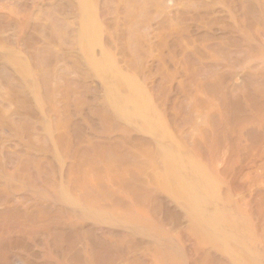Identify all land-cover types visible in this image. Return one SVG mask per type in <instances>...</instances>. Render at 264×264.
Returning <instances> with one entry per match:
<instances>
[{
    "label": "bare ground",
    "instance_id": "obj_1",
    "mask_svg": "<svg viewBox=\"0 0 264 264\" xmlns=\"http://www.w3.org/2000/svg\"><path fill=\"white\" fill-rule=\"evenodd\" d=\"M201 1H207V7L210 6V13L215 19L210 23L212 43L218 44L219 39L224 38L223 43L227 49L226 59H224V64L220 62L222 61V57H219L221 51L217 54L219 56H216L215 63L223 64H221V72L224 71L226 74V78H223L226 80L225 87L227 88H223L222 83L219 84V87L218 84L215 85L217 90L225 89L224 96L222 93V96L216 95V91L215 94L209 93V96L203 97L204 94L200 88L195 90L193 97L191 96L193 111L204 118V122H202L204 125L197 129L198 134L205 132L207 127L213 128L212 117L221 118L226 107L244 109V106L248 107L252 103L254 104L258 97L264 101V94L260 95L257 92L258 89L255 90L258 94L253 93L254 91L247 93L243 87L246 71L250 70L252 66L256 67V73L259 76L263 75L262 77H264V0H0V159H11L15 156L14 153H17V156L20 157H16L22 161L33 156L39 162H52L60 170L65 163L63 166L65 167L67 164L68 168L67 166L66 168L69 169L68 174L65 172L66 176H63V172L60 171L61 176L56 177L57 173L54 175L56 183L53 182L54 180L52 182L55 183V186L52 187V182L48 185L49 182L46 180L47 187L36 185V189L33 190L22 177L16 174L17 171H20V165L13 167L9 164L10 166L5 168L0 176V197L5 199L7 204L14 205L12 206L13 210L16 209L15 206H20L25 211L32 205L31 201L36 202L37 205L50 203L49 205L56 210V213L46 215V211L43 212L42 208H38L43 213H39L40 216L43 215V217L33 221L34 226L38 224L40 227H44V230L39 227L40 231H45L47 223H51L47 227L59 231L61 229V232L62 230L70 232L75 228H85L86 238L85 235H83L84 239L82 237L84 242L79 244L80 246H75L80 252L78 254H81L84 259L80 257L84 262H79V264H96L98 262L105 264L108 260L105 262L102 259L97 260L101 258V254L105 252L109 254L111 248L113 252L110 253H113L114 256L109 254L106 258L116 257L119 264H188L189 255H191V259L192 257L194 259L189 264L193 262L195 264H264V237H262L264 230L261 231L262 234H259L260 231L258 233L256 228L257 225L264 223L258 221L261 219L260 215L264 218V214H262V210H264V137L263 139L261 136L258 137L262 141L251 148L250 154L244 153L249 158L245 157L247 160L243 166L241 165L243 168L240 164L238 165L243 169L242 172L245 175L239 174L244 176V178L241 177L244 180L243 183L238 181L241 178H237L233 170L235 177L232 176V184L235 181H238L239 184L242 183L244 187L242 184L240 186L243 190L239 191L236 188L237 182L235 185L231 184L233 189L231 190L228 186L231 183L229 182L230 178L223 175L226 171L218 169L223 165L224 170H227L225 162H228V149L224 150L223 158L221 155V159H218L219 162L215 161L216 163L213 160H217L218 157L207 160V156L203 157V154L195 151L193 144L186 142L182 128H177L171 123L164 111L168 107L164 109L162 103L156 99L158 97L155 95L156 92L154 93V90L149 88L148 79L150 77L147 79L145 67L142 69L141 66L135 65L137 63L136 55L144 57L147 52L153 50L157 57L164 56L171 67L179 70L177 57H179L180 39L182 34L188 32L189 28L186 27L185 19L188 18L190 21L189 18L194 13L191 7V10H187V5L191 6L194 2H200L197 5L206 4H201ZM193 7L195 8V5ZM198 14L197 17L192 16L191 18L197 20L209 16L207 12H205V16H198ZM194 19L193 23L197 22ZM253 23L256 25L257 35L255 32L253 34L261 44L259 46L256 45L257 43L255 39H252V33L249 31ZM197 25L194 27L197 28ZM190 38V41L186 40L192 43V37ZM248 40L249 42L254 40L256 44H252V46L256 49L254 51V47L251 48L254 54H250L251 57H248L252 59L247 58L245 61L243 53L239 52L242 49L239 44L245 45ZM200 43L202 42L199 41ZM197 48L195 52H197ZM214 48L215 52L216 48ZM185 49H187L186 46ZM150 56L149 59L152 62L157 60L153 53ZM217 57L220 59L218 62ZM204 59H202L203 63L201 60L202 64L206 63L204 61L207 59ZM211 61L213 62V60ZM197 63L198 66H202L199 61ZM150 64L152 63L150 62ZM147 65L149 64L147 63ZM180 65L182 66V64ZM216 65V69L214 64L211 66L214 69H208L211 70L208 72H212L213 76L216 75L215 71L219 70V66ZM203 67L204 65L201 68ZM196 68L197 66L193 70L195 69L197 74L199 69ZM187 69L185 68L186 72ZM202 75L207 76L204 73ZM202 75L201 77L204 79ZM216 76L213 78L217 79ZM199 77H195V79H201ZM221 84L222 87H220ZM252 85H254V81ZM203 88L207 89V87ZM220 90L218 93L221 92ZM262 90L264 91V88ZM162 95L161 98H165ZM183 100L185 101V99ZM186 102H184L185 106ZM174 104L176 103L174 102ZM190 107L188 106L189 109ZM171 108L169 107V109ZM189 109L185 108L184 110L188 112ZM253 112L255 113V111ZM253 116L255 117V115ZM183 117L185 116L183 115ZM181 120L183 121V119ZM221 120L225 122V119ZM258 123L259 121L256 122V127L259 126ZM258 128L260 127H257V133L259 132ZM259 130L262 132L263 129ZM262 135L264 136L263 133ZM238 136L240 137V135ZM185 137H187L186 134ZM146 138L154 139L153 144L147 143ZM236 145L240 146V144ZM210 146L207 145L212 148ZM196 149L198 150V148ZM83 150L88 151L86 160L77 155ZM212 150L210 151L212 152ZM215 151L219 150L215 149ZM208 152L209 150L205 153L208 154ZM211 152L209 158H211ZM237 155L235 156L237 157ZM231 161L233 162V160ZM235 162L239 163V161ZM230 163L228 162V164ZM237 164L235 163L236 167ZM241 168L235 169L237 176L238 169L242 170ZM37 170H41V167ZM52 170L54 169L52 168ZM230 170L228 169V171ZM230 173L232 174V172ZM23 175L25 176V174ZM30 177L32 176L30 175ZM28 179L30 178L28 177ZM43 180L41 179V181ZM50 185L51 188H49ZM259 192H262V195H257L260 194ZM28 193L31 194V198L29 203H25V199H21L26 196L30 197ZM1 198L0 200H3ZM7 204L5 203V207ZM5 207L0 206V209ZM13 212L15 215L17 214L16 211ZM254 213H258L257 216ZM6 215L9 217L8 214ZM1 216L3 217V215ZM19 217L23 219L24 216L20 214ZM12 218L14 219V217ZM22 219L18 222H21ZM28 222L31 221L28 220L26 223ZM33 222L31 224L34 229ZM9 223L12 225L13 222ZM6 225L8 224L6 223ZM2 229L4 230L3 227ZM30 229H25L24 232H29ZM20 231L11 230L12 240L19 241V237H22L19 234ZM40 231L37 229L36 233L35 231L31 232L39 234ZM59 231L60 235L64 234ZM73 231L77 232V230ZM46 232L44 234L48 237L49 233ZM79 232L83 233V231ZM79 232L76 235H80ZM87 232L94 233L97 238L95 236L90 238L92 236L90 233L88 235L91 236L87 237ZM30 234L34 236L32 233L28 235ZM41 234L39 235L41 236ZM70 234L72 235V233ZM106 234H110L109 237L112 234L113 246L108 243L109 238L107 240L101 238ZM46 235L45 237L43 235L44 239ZM57 235L61 241L65 236L59 234L54 236L57 237ZM40 236L38 237L40 238ZM76 237L72 238L75 240ZM3 238L2 241L0 240L1 244ZM68 238L72 239L68 235L66 240L64 239L65 242ZM52 239L45 241L47 243ZM70 240L68 239L67 242ZM33 241H35L34 237ZM55 241L51 244L56 243ZM58 242L60 243L59 238ZM65 242L62 241L60 244L58 243L59 245L54 244V249ZM36 243L39 245L42 242L40 240V243ZM46 243L37 247L43 249ZM14 244L16 243L14 242ZM73 244L68 246L71 247ZM36 245H34L35 250ZM107 245L110 246V249L107 248ZM53 246L51 250L49 247L46 249V246V250L43 251L38 248V251L33 250V255H31L36 259L35 263L37 261L39 264H64L65 257L63 255L68 256L65 253L68 246L58 249L60 258H63L61 263L60 259L58 262L52 253H47L52 251ZM5 249L7 254H10V248ZM21 249L20 251H22ZM68 249L66 250L68 254L69 251L73 252L74 250V248L72 250L70 248L69 251ZM189 249L192 250V253ZM14 251L15 249L12 256L8 255L11 259L5 258L4 251L0 253L8 262L12 260V264H26L25 259L20 258L25 255L20 254L24 251L18 250L20 253L15 251L21 255L19 257L14 254ZM60 252H64V254ZM55 253L57 255V251ZM73 253V257L77 255L76 252ZM70 254L72 255V253ZM73 257L72 263L74 262ZM75 259H78V255ZM0 260V264L5 262V260L2 261V257ZM76 260L77 263L78 260ZM108 263L110 264V262Z\"/></svg>",
    "mask_w": 264,
    "mask_h": 264
},
{
    "label": "rangeland",
    "instance_id": "obj_2",
    "mask_svg": "<svg viewBox=\"0 0 264 264\" xmlns=\"http://www.w3.org/2000/svg\"><path fill=\"white\" fill-rule=\"evenodd\" d=\"M197 3L198 2H194L193 4H191V6H189V5H187V10H194L193 12V15H191V17L192 16H194V18L195 17H197L196 15L198 14V16L199 15H204L205 16V12H207L208 13V15L209 16H202V17H204V19L202 18H199V19H194V18H189L190 19V21H192L191 23H190V21L188 20V18H186L185 20V22H187L186 23V27H189L187 30H188V32H185L184 34H182V36H181V39H180V47L178 48V55H179V57H177V59L179 60V62H178V68H179V70L177 69H174L173 67H171L170 65H169V62L168 61H166L165 60V57L163 56V57H161L160 55H159V57H157L156 56V54H154V52H153V50H151V51H149V52H147V54L144 56V57H140L139 55H136L135 57V59H136V62L137 63H135V65H138V66H141V68L143 69L144 67V70L146 71V76H147V79L150 77V79H148V85H149V88H151L152 90H154L153 92L155 93V95H156V99H157V101L159 100V102L160 103H162V106H163V108L164 109H166L167 107V110H164L165 111V113L168 115V117H169V119H170V121H171V123H173L174 125H176V127L177 128H182L181 130H182V132H184V138H185V140H186V142L187 143H191V144H193V146H194V150L195 151H198V153L199 154H203V157L204 156H207L206 158H207V160H213V159H215V157H218L217 158V160L215 159V160H213L214 162L215 161H218V159L220 158L221 159V155H222V158H223V154H224V150L227 148L228 149V154H229V156L227 157V160H228V162H231L232 163V165H231V163L230 164H228V162L226 161L225 162V168L227 169V170H224V167H223V165H221L220 167H218V169H219V171H220V169H222L223 171H226V172H224L223 173V175L224 176H227L226 178H228L229 179V182H231V183H229V188L231 189V190H233L232 189V185L234 184L235 185V182H237V184L235 185L236 186V188L239 190V191H242L243 190V188L240 186L243 182H244V180L241 178V177H243L244 178V174H243V165L245 164L244 162H245V160H247V158H245V157H248V155L247 154H250V152H251V148H253V147H255V146H257V144L258 143H260L262 140L261 139H259L260 138V136H261V138L263 139V135H262V133L264 134V114H262V112H264V101H263V99H261L260 100V97H258L257 99H256V103L254 102V104L252 103L250 106H244V109L243 108H241V109H237V108H232V107H226V110H225V112L223 113V116L221 117V118H219V117H212V121H213V128H211V127H207L206 129H205V132L203 131L201 134H198V132H197V129L198 128H200V127H202L203 125H204V123L202 124V122H204V118L201 116V115H199V114H197V113H195V111H193V104H192V102L190 101V98H191V96L193 97L194 96V93H195V90L196 89H198V88H200V89H202V94H204L203 95V97H206V96H209V93L210 94H215L216 93V91H217V93H216V95H221L222 96V94H223V96H224V94H225V89L227 88V87H225V82H226V80L224 79V78H226L225 76H226V74H225V72L223 71V72H221L222 71V67H221V64L223 63L224 64V59H226V54H227V49H225L226 48V46H225V44L223 43V39L224 38H220L219 39V45L217 44V43H212V40H213V37H212V34H211V32H210V23L211 22H213L215 19H213V16H212V14L210 13V6L209 7H207V1H201V4H204V3H206V4H204V5H197ZM198 4H200V2L198 3ZM195 5V8L193 7ZM198 7H197V6ZM206 5V6H205ZM209 5V4H208ZM200 6V7H199ZM203 6H204V9H203ZM190 7H191V9H190ZM201 9V10H198V9ZM207 8V9H206ZM195 10H198V11H196L195 12ZM210 13V14H209ZM207 17V18H206ZM209 17V18H208ZM206 18V19H205ZM193 19H194V21H197V22H194L193 23ZM199 20V21H198ZM204 20V21H203ZM189 21V22H188ZM209 21V22H208ZM198 22H201V23H198ZM194 24V25H193ZM196 24H198L197 25V28H195L196 26ZM204 24V25H203ZM252 25V24H251ZM254 25V26H253ZM253 27L251 26V28L249 29V31L252 33V39H255V41H256V43H254V40H252V42H251V40H250V42H249V40L246 42V44L245 45H240L239 44V46L243 49H239L240 51V53L242 54L243 53V59L246 61V59L247 58H249V59H252V58H250L251 57V55L252 54H254L253 52L255 51V47L254 46H252V44H256V45H261L260 43H258V39L256 38V37H254V32H255V34L257 35V29H255V27H256V25L253 23ZM195 26V27H194ZM200 26V27H199ZM204 26H205V29H204ZM207 26V27H206ZM191 27V28H190ZM201 28V29H200ZM206 28H208V29H206ZM254 28V29H253ZM191 29V30H190ZM193 29H196V30H193ZM197 29H200L199 31L197 30ZM253 30V32H252V30ZM189 31H191V32H189ZM201 31V32H200ZM194 32H196V33H194ZM189 33H192V34H189ZM194 33V34H193ZM186 34V35H185ZM188 34V35H187ZM203 35H204V37H203ZM207 36V39L210 41H206L207 39H205L204 40V38H206V36ZM209 35V36H208ZM189 36V37H188ZM202 37L203 38V40H202V38H199V37ZM190 37H192V40L193 41H191L192 43H190V42H187V40H189L190 41ZM198 37V38H197ZM221 37H223V36H221ZM194 38V39H193ZM184 40L183 42H185L186 43V45H185V43H183L181 40ZM187 39V40H186ZM199 41H201L202 43H200L199 44ZM205 42V43H204ZM208 42V43H207ZM249 42V43H248ZM195 43V44H194ZM251 43V45H249ZM187 44H188V46H187ZM191 44H193V45H191ZM198 44V45H197ZM222 44V45H221ZM194 45H196L197 47H199V48H197V47H195ZM201 45V46H200ZM202 45H203V48H202ZM220 45H221V48H220ZM224 45V46H223ZM249 45V46H248ZM185 46H186V48L187 49H185ZM193 46H194V49H193ZM243 46V47H242ZM252 46V47H251ZM183 47V48H182ZM192 47V48H191ZM205 47L207 48L208 47V49H205ZM213 47H215L214 49H215V52H214V50H213ZM246 47V48H245ZM254 47V51L251 49V48H253ZM189 48H191V50H189ZM196 48H197V52H195L196 51ZM201 48V49H200ZM211 48V49H210ZM193 49V50H192ZM205 49V50H204ZM245 49H248L247 51L245 50ZM156 50V49H155ZM201 51V53H200V51ZM216 50H217V53H216ZM205 51H206V53H205ZM208 51V52H207ZM222 51V53H219V52H221ZM245 53H244V52ZM252 53H251V52ZM185 52H186V55H184L185 54ZM192 52V53H191ZM194 52V53H193ZM151 53H153V56H155L156 58H157V60L155 59V61H151L149 58H151ZM182 53V54H181ZM198 55H197V54ZM200 53V54H199ZM219 53V55H217ZM194 54V55H193ZM203 54V55H202ZM240 54V55H241ZM245 54V55H244ZM248 54V55H247ZM251 54V55H250ZM193 55V56H192ZM203 57H202V56ZM205 55H206V57H205ZM209 55V56H208ZM240 55H238V56H240ZM182 56V57H181ZM194 56H196V57H194ZM198 56V57H197ZM216 56H219L221 59H222V61H220V59H219V57H217L218 58V60H217V62L218 61H220V62H222V63H220V62H218V64L217 63H215L216 62V60H215V58H216ZM225 56V57H224ZM237 56V55H236ZM246 56V57H245ZM248 56H250V57H248ZM181 57V58H180ZM192 57H194V58H192ZM201 59H200V58ZM162 58V59H161ZM181 60H180V59ZM205 58V59H204ZM211 58V59H210ZM195 59V60H194ZM202 59H204V60H206V61H204V62H206L205 64H202L203 63V60ZM139 60V61H138ZM142 60H143V62H142ZM201 60H202V63H201ZM209 60H210V62H211V65H209L208 66V64H210V62H209ZM211 60H213V62L211 61ZM148 61V62H147ZM152 63V64H150V62ZM157 61V62H156ZM160 61V62H159ZM166 61V62H165ZM197 61H199V63H200V65L202 64V66L204 65V67H205V69H203V68H201L202 66H198L199 64L197 63ZM208 61V62H207ZM139 63H141V64H139ZM147 63L149 64V65H147ZM194 63H196V64H194ZM243 63V62H242ZM158 64V65H157ZM180 64H182V66L180 65ZM198 64V65H197ZM213 64H214V68L216 69V67H215V65L218 67L219 66V70L218 71H213V73H215L214 75L217 77V79L215 78H213V77H215V76H213V74H212V72L211 73H209L208 71H211L212 69H214V68H211V66H213ZM222 64V65H223ZM151 65V66H150ZM153 65V66H152ZM164 65V66H163ZM186 65V66H185ZM193 65H195V67L197 66V74L195 73L196 72V70L194 69L193 70V68H195V67H193ZM160 66V67H159ZM208 66V67H207ZM169 67V68H168ZM182 67V68H181ZM210 67V68H209ZM152 68V69H151ZM161 68H162V70H161ZM185 68L188 70L187 72H186V70H185ZM201 69H203V70H201ZM206 69H207V71H206ZM208 69H211V70H208ZM251 69H252V71H251ZM148 70V71H147ZM168 71H170V72H168ZM177 71V72H176ZM191 73H190V72ZM201 71H203L202 73H204V74H207V76H205V75H202V73H201ZM220 71V72H219ZM249 71V72H248ZM248 71H246V74L247 75H245V83H244V90H245V92H247V93H252V91H254L253 93H259L260 95H263L264 94V91L262 90L264 87V77H262V76H259L257 73H256V67L254 66V68H253V66L250 68V70L248 69ZM148 72V73H147ZM153 72V73H152ZM159 72V73H158ZM162 74H161V73ZM176 72V73H175ZM185 72V73H184ZM206 72H208V73H206ZM218 72V73H217ZM248 72V73H247ZM252 72V73H251ZM253 72H254V74H253ZM156 73V74H155ZM183 73V74H182ZM189 75H188V74ZM199 73H200V75H199ZM222 73V74H221ZM224 73V74H223ZM255 73H256V75H255ZM153 74V75H152ZM171 74V75H170ZM196 74V75H195ZM211 74V75H210ZM219 74V75H218ZM161 75V76H160ZM193 75V76H192ZM201 75L202 76H204V79L201 77ZM251 76V77H249V76ZM253 75V76H252ZM152 76V77H151ZM158 78H156V77ZM168 76H169V78H168ZM175 76V77H174ZM201 77V79H197L198 77ZM213 76V77H212ZM248 76V77H247ZM255 76V77H254ZM258 76V77H257ZM174 77V78H173ZM195 77H197L196 79H195ZM199 77V78H200ZM206 77H207V79H206ZM209 77H212L211 79H209ZM224 77V78H223ZM257 77V78H256ZM152 78V79H151ZM220 78V79H219ZM263 78V79H262ZM203 79V80H202ZM225 80L224 82H223V80ZM247 79V80H246ZM260 79H262V80H260ZM151 80V81H150ZM161 80H163V83H161ZM170 80V81H169ZM175 80V81H174ZM202 80V81H201ZM250 80H251V82H250ZM256 80V81H255ZM258 80V81H257ZM177 81V82H176ZM195 81V82H194ZM200 81H201V83H200ZM204 81H205V83H204ZM217 81H218V83H217ZM253 81H254V85H252L253 84ZM168 82V83H167ZM171 82V83H170ZM175 82V83H174ZM180 82V83H179ZM215 82H216V84H215ZM257 82V83H256ZM259 82H261L262 83V85H261V83H259ZM181 83H182V85H181ZM211 83L213 84L214 83V85H211ZM220 83H222L223 84V88L225 87V89L223 90V88L221 89V88H219V90L221 91V92H219L218 93V91L219 90H217L216 88H217V86H216V88H215V85H217L218 84V87H219V84ZM249 83V84H248ZM176 84V85H175ZM178 84V85H177ZM180 84V85H179ZM197 84V85H196ZM203 84V85H202ZM222 84L220 85V87H222ZM260 85V86H259ZM166 86V87H165ZM189 86H191V87H189ZM197 86H200V87H197ZM214 86V87H213ZM254 86V87H253ZM257 88H256V87ZM262 86V87H261ZM158 87V88H157ZM168 87V88H167ZM175 87H177V88H175ZM181 89H180V88ZM203 87H207V89L206 88H203ZM211 87H213V90H211ZM253 89H252V88ZM171 88V89H170ZM214 88H215V90H214ZM255 88V89H254ZM164 89H166V90H164ZM211 91H215V92H211ZM248 89V90H247ZM258 89V90H257ZM162 90V91H161ZM180 90H181V93H180ZM247 90V91H246ZM255 90H257V92L255 91ZM169 91V92H168ZM171 91H172V93H171ZM193 91V92H192ZM239 91H241V90H239ZM259 91H261V92H259ZM159 92V93H158ZM186 92V93H185ZM188 92H190V93H188ZM207 92V93H206ZM224 92V93H223ZM159 95H158V94ZM160 93H161V95L162 94H165V95H162V97H165V98H161V95H160ZM179 93V94H178ZM222 93V94H221ZM257 93V94H258ZM171 94V95H170ZM208 94V95H207ZM167 95V96H166ZM182 95V96H181ZM186 95H188V96H186ZM160 96V97H159ZM170 96V97H169ZM179 97V99H178V97ZM186 96V97H185ZM171 100H170V99ZM174 98V99H173ZM181 98V99H180ZM188 98V99H187ZM167 99V101H165ZM169 99V100H168ZM173 99V100H172ZM183 99H185V101H187L186 102V106H185V104H184V100ZM176 100V101H175ZM181 100H183V101H181ZM258 100V101H257ZM169 101V102H168ZM170 101H171V103H170ZM181 101V102H180ZM259 101H261V102H259ZM174 102L177 104V106H176V104H174ZM180 104H179V103ZM187 103H189V105H187ZM258 103V104H257ZM259 103H260V106H259ZM169 104V105H168ZM171 104H172V106H171ZM257 105V106H256ZM182 106V107H181ZM188 106L190 107V109L188 108ZM261 106H262V108H261ZM169 107H172L171 109H169ZM177 109H176V108ZM251 107H253L252 109H250ZM185 108H187V109H189L188 110V112H187V110L185 111L184 109ZM245 108H247V109H245ZM261 108V109H260ZM181 110V112L179 113V111ZM229 109V110H228ZM248 109H250V111L248 112ZM178 110V111H177ZM239 111V112H238ZM242 111V112H241ZM244 111V112H243ZM252 111V112H251ZM253 111H255V113L253 112ZM228 112V113H227ZM247 112V113H246ZM257 112H258V114H257ZM170 113V114H169ZM178 113V114H177ZM190 113H191V115H190ZM242 113V115H240ZM176 114V115H175ZM195 114V115H194ZM228 114V115H227ZM239 114V115H238ZM183 115L185 116V117H183ZM188 115V116H187ZM233 115V116H232ZM253 115H255V117L253 116ZM200 116V117H199ZM230 116V117H229ZM232 116V117H231ZM257 116V117H256ZM262 116H263V118H262ZM180 117V118H179ZM190 117H191V119H190ZM252 117V118H251ZM230 118H232V119H230ZM259 118V119H258ZM181 119H183V121L181 120ZM191 121H190V120ZM218 121H216V120ZM221 119H225V122L223 121V120H221ZM256 121V122H258L259 121V126L257 125V127H260L261 128V130H262V132L259 130L260 128H258V133H257V127H256V122L254 121V120ZM261 119V120H260ZM201 120V121H200ZM215 120V121H214ZM251 121V123H250V121ZM200 121V123H198ZM224 123H223V122ZM226 121H227V123H226ZM232 123H231V122ZM246 122V123H245ZM255 122V123H254ZM260 122H262V123H260ZM186 123V125H183V124H185ZM190 125H189V124ZM221 123V124H220ZM236 123V124H235ZM218 124H219V126H218ZM248 124V125H247ZM217 125V126H216ZM246 125H247V127H246ZM180 126V127H179ZM184 126H186L185 128H184ZM192 126V127H191ZM196 126V127H195ZM199 126V127H198ZM262 126H263V128H262ZM242 128V129H241ZM244 128V129H243ZM256 128V130H254ZM187 129V130H186ZM193 129V130H192ZM217 129V130H216ZM233 129V130H232ZM236 129H238V130H236ZM231 130V131H230ZM235 130V131H234ZM240 130V131H239ZM242 130H243V134H242ZM187 131V132H186ZM211 131H213V132H211ZM234 131V132H233ZM239 131V132H238ZM254 131V132H253ZM197 132V133H196ZM260 132H261V135H260ZM0 133H1V131H0ZM207 133V134H206ZM211 133H212V135H211ZM223 133V134H222ZM228 133V134H227ZM233 133V134H232ZM235 133V134H234ZM238 133V134H237ZM254 133V134H253ZM185 134H186V136L187 137H185ZM192 134V135H191ZM205 134V135H204ZM222 134V135H221ZM231 134V135H230ZM257 134H258V136H257ZM201 135V136H200ZM238 135H240V137L238 136ZM250 135V136H249ZM253 135V136H252ZM191 136V137H190ZM204 136V137H203ZM257 138H256V137ZM217 137V138H216ZM243 137V138H242ZM246 137V138H245ZM259 137V138H258ZM238 138V139H237ZM248 138V139H247ZM255 138H256V140H255ZM219 139V140H218ZM222 139V140H221ZM225 139V140H224ZM255 140V142H253L254 140ZM212 140H213V143H212ZM215 140V141H214ZM224 140V141H223ZM237 140V141H236ZM244 140V141H243ZM260 140V141H259ZM152 141H154V139H152V138H146V142L147 143H149V144H153V142ZM194 141V142H193ZM212 143H210V142ZM241 141V142H240ZM249 141V142H248ZM259 141V142H258ZM196 142V143H195ZM225 144H223V143ZM240 142V143H239ZM242 142H245V143H242ZM247 142H248V144H247ZM210 143V144H209ZM220 143V144H219ZM221 143H222V145H221ZM251 143V145H249ZM218 145V146H220L219 148H218V146H216V145ZM236 144H240V146L238 145H236ZM241 144H243L242 146H241ZM207 145L209 146V145H211L210 147H212V148H209V147H207ZM227 145H228V147H227ZM225 146V148H223ZM222 147V148H221ZM238 147H240V148H238ZM196 148H198V150L196 149ZM243 148V149H242ZM211 149H213L212 150V152L210 151ZM215 149L216 150H219V151H215ZM235 151H234V150ZM241 149V150H240ZM209 150V152H208V154H206L207 153V151ZM222 150V151H221ZM232 152H230V151ZM249 151V152H248ZM206 152V153H205ZM210 152H211V158H209L210 156ZM215 152H216V154H215ZM221 152H222V154H221ZM230 152V153H229ZM240 152V153H239ZM247 153V154H244V153ZM80 153H82V154H80ZM239 153V154H238ZM242 153V154H241ZM15 154V156L14 157H12L11 159H5V158H1L0 159V176H1V173H3L4 172V170H5V168H7L8 166H10V165H13V167H18L19 165V167H21L20 168V171H17L18 169L16 168V174L18 175V176H20V177H22L23 178V180H24V182L28 185V186H30L31 188H33V190H35L36 189V187L39 185V187H41V186H48L53 180V182H55V177H54V175L57 173H60V172H63V176H66V174H68L67 173V171H69V169L67 170V168H68V165L66 164L65 165V167L62 165V169L61 170H63V171H61L60 170V168L59 167H56V165L55 164H52V162H49V161H42V162H39V161H37L36 160V158H34L33 156H29L27 159H24V160H26V161H22V160H20V159H18L17 157H20V156H17V153H14ZM21 154V153H20ZM86 154V155H85ZM238 154V155H237ZM78 156H79V158H82V159H84V160H86V158L88 157V151L87 150H83V151H81V152H79L78 154H77ZM233 155V156H232ZM235 155H237V157L235 156ZM241 155V156H240ZM17 156V157H16ZM78 156H76V157H78ZM231 156V158H229ZM244 156V157H243ZM250 156V155H249ZM238 159L239 158V160H236V158ZM78 158V159H79ZM205 158V159H206ZM233 158V159H232ZM245 158V159H244ZM249 158V157H248ZM34 159H35V161H34ZM231 160H233V162H235V161H239V163L237 164V162H235L236 164H237V167L238 168H241L242 170H240V169H238V171H239V173H238V176L236 175L237 174V172H235L236 170H237V167H236V165H235V163H233ZM235 160V161H234ZM6 161V162H5ZM16 162V163H15ZM45 162V163H44ZM219 162V161H218ZM242 162V163H241ZM3 163V164H2ZM23 163V164H22ZM25 163V164H24ZM216 163V162H215ZM244 163V164H243ZM10 164V165H9ZM39 164V165H38ZM46 164V165H45ZM228 164V165H227ZM240 164V166H238ZM36 165H38V166H36ZM229 165H230V167H229ZM3 166V167H2ZM45 166V167H44ZM66 166H67V168H66ZM234 168H233V167ZM41 167V170H37L38 168H40ZM48 167V168H47ZM221 167H223V168H221ZM43 168V169H42ZM52 168L54 169V170H52ZM23 169V170H22ZM26 169V170H25ZM46 169V170H45ZM48 169H50V170H48ZM58 169V170H57ZM228 169L230 170V169H232V170H230V171H228ZM236 169V170H235ZM221 170V174H222V171ZM233 170H234V173H235V176L237 177V178H241V180L240 179H238V181L239 182H242V183H240L239 184V182L238 181H235L237 178H234L235 180V182L232 184V182H233V177H235L234 176V174H233ZM25 171V172H24ZM27 171V172H26ZM43 171H45V172H43ZM47 171V172H46ZM49 171H50V173H49ZM60 171V172H59ZM19 172V173H18ZM30 172V173H29ZM43 172V173H42ZM51 172H53L52 173V177L50 178V174H51ZM55 172V173H54ZM65 172H66V174H65ZM230 172H232V174L230 173ZM38 173H40L39 175H37ZM43 175H42V174ZM44 173H46V174H44ZM229 173V174H228ZM23 174H25V176L23 175ZM55 175L56 177H58V176H61L62 174L60 173L59 175ZM239 174H243V175H239ZM30 175L32 176V177H30ZM37 175V176H36ZM34 176V177H33ZM38 176H40V177H38ZM49 176V177H48ZM233 176V177H232ZM26 177V178H25ZM28 177L30 178V179H28ZM48 177V178H47ZM31 178H32V180H31ZM37 178H40V179H37ZM41 179L43 180H47L46 182L43 180V181H41ZM48 179H52V180H48ZM59 180H60V177L58 178ZM57 179V182L59 181ZM231 179H232V181H231ZM33 180H35V181H33ZM40 181H41V183H40ZM38 182V183H37ZM53 182H52V187L53 186H55L54 184L56 183H54L53 184ZM35 183V184H34ZM45 183H48V185L47 184H45ZM32 184V185H31ZM232 184V185H231ZM37 185V186H36ZM51 185L49 186V188H51ZM34 186V187H33ZM237 186H239V187H241L240 189L237 187ZM242 186L244 187V185L242 184ZM0 187H1V185H0ZM234 189H236L235 187H233ZM236 189V190H237ZM242 189V190H241ZM235 191V190H234ZM236 192H238V191H236ZM31 193V192H30ZM30 193H28L29 194V196L30 197H28V196H26V197H24V198H22L21 200H24V202L26 203H29L28 201H30L29 199L31 198V194ZM260 193V192H259ZM257 195H262V192L260 193V194H257ZM264 195V194H263ZM256 195L254 194V197H255ZM261 197V196H260ZM1 198V197H0ZM108 198V197H107ZM256 198V197H255ZM262 198V197H261ZM1 199H3V198H1ZM254 199V198H253ZM1 202H0V204H2V205H0V206H4L5 207V203L7 204V201L5 200V199H3V200H0ZM256 201H257V199H256ZM32 203V205H30L29 206V208L28 209H30V210H25V211H27V212H25L22 208H20V206H18V207H16L15 206V208L16 209H14L13 210V207L12 206H14V205H10V204H7V205H9V206H7L6 205V207L4 208V209H0V213H2V214H0V217H2L1 215H3V217L5 218V220H4V218L2 219L1 218V220H3V221H1L0 220V223H1V225H2V227L4 228V230L2 229V227L0 228V237H4L3 238V242H2V244H3V246H1L2 244H1V241H2V238L0 239L1 241H0V252L2 251L3 253H5L4 254V256H5V258L6 259H11V257L10 256H8V255H11V254H13V250L15 249V251L16 252H19L20 251V249L21 248H24V249H21L22 251H24L23 253H20V252H22V251H20L19 253L22 255V254H25L24 256H21L19 253L17 254V253H15V251H14V254L15 255H17L18 257L19 256H21L20 258H22L24 261H25V263L26 264H39V263H37V261H36V263H35V260L36 259H34L33 258V250L34 251H36L37 250V246H39L40 244H43V243H46V241L48 240H50V239H52L53 237V239L50 241V242H47L43 247V249H39L38 248V250H46V249H48V247L50 248V250H51V247L55 244V245H59L62 241H64L65 242V240H66V237H68V235H69V237H76L75 238V240H74V238H72L71 240H70V238H68L69 240H70V242H67L68 241V239H67V243H69L68 245H71L72 243H74L71 247H69L68 245H66L67 243L65 242V243H62L61 245H60V247H57L56 246V249H54L55 248V245L53 246V249H52V251L55 253L56 251H57V255H56V253L54 254L52 251H48L47 253H52L53 254V256L57 259V261L59 262V260L58 259H60V263H61V261L63 262V258H60V254H58L59 253V248H65V246L67 247L66 248V250L68 249V251L70 250V248H71V250H72V248H74V250H73V252H76L77 253V255H78V261L75 259V258H77V255H74V257H73V252L71 251H69V254L70 253H72V255L70 254H68L67 252H66V250H65V253L68 255V256H65V254H64V252L62 253V252H60V253H62V254H64L63 255V257H65V260H64V264H70V263H72V257H73V261L75 262V260L77 261V263L79 264V262H82L84 259L81 257L82 255L81 254H78V252H79V250H78V247L76 248L75 246H80L79 244H81V243H83L84 241H83V239H84V236L83 235H85V238H86V233H85V228L83 229V228H75V229H73V230H77V232H79V231H83V233L82 232H79L80 233V235H82V236H80L79 234L78 235H76L77 234V232H74L73 230L72 231H70V232H63V230H62V232H61V229H60V231L58 230V229H54V228H50V227H47V226H50V224L51 223H47V225L45 226V228L48 230L47 232H46V229H45V231L43 232L42 230H44V227H40L37 223V225H35L34 226V222L33 221H35L37 218H42L43 217V215H41L40 216V214L42 213V211L40 210L41 208L43 209V212L44 211H46V215H53L54 213H56V210L55 209H53L52 208V206L51 205H49L50 203H46L45 205H43V204H35L33 201H31L30 202V204ZM35 204V205H34ZM32 206V207H31ZM36 206H39V207H36ZM34 207H35V209H34ZM7 208V210H5ZM18 208V209H17ZM33 208V209H32ZM38 208H40V209H38ZM10 209H12V210H10ZM25 209V208H24ZM257 209V208H256ZM2 210V211H1ZM4 210V211H3ZM18 210H20V211H18ZM32 210V211H31ZM38 210H39V212H38ZM13 211H16V213L17 214H19V215H15V212H13ZM19 213H18V212ZM33 212V213H31V212ZM36 211V212H35ZM54 211V212H53ZM60 212H61V210H59ZM263 211V213L262 214H264V210H262ZM4 212V213H3ZM12 212V213H11ZM20 212H22V213H20ZM27 213H31L30 215L28 214V215H26ZM35 213H36V215H35ZM40 213V214H39ZM4 214H5V216H4ZM6 214H8V216L10 217V219L9 220H11V221H9L8 220V218L9 217H7V215ZM13 214V215H12ZM20 214H21V216H24L25 217V219H24V217H23V219H22V221H24V222H18V221H20L21 219H20ZM25 214V215H24ZM35 215L34 217H33V215ZM39 214V215H38ZM43 214V213H42ZM59 214V213H58ZM61 214H63L62 212H61ZM255 214V216H257V214L258 213H254ZM260 214V213H259ZM15 215V216H14ZM45 215V214H44ZM17 216V217H16ZM28 216V217H27ZM33 217V218H31V217ZM261 216V219H260V217H259V219L260 220H258L260 223L261 222H264V218L262 217V215H260ZM264 216V215H263ZM12 217H14V219L12 218ZM17 218V220H16V218ZM30 217V218H29ZM263 218V219H262ZM26 219H28L29 221H31V222H33V226L35 227L34 229H33V227H32V224H31V222L29 223H26L28 220H26ZM33 219V220H32ZM8 222H7V221ZM15 220V221H14ZM262 220V221H261ZM5 221V222H4ZM26 221V222H25ZM4 222V224H2ZM9 222H13L12 223V225L9 223ZM18 222V224H16ZM259 222H258V224H259ZM6 223L8 224V225H6ZM21 223V224H20ZM25 224V225H22V224ZM9 224L12 226L11 228H13V229H17V230H22V231H20L19 232V234L22 236V237H19V241L18 240H16L15 238V240H12L13 238L11 237V233L13 232H11V230H13V229H11L10 228V226H9ZM13 224H15V225H13ZM262 224V225H261ZM261 224H259V225H257L256 226V228H257V231H258V233H259V231H260V233L259 234H262V233H264V232H262L261 233V231H263L264 230V227H263V225H264V223H261ZM27 225H29L27 228L26 227H24V226H27ZM260 225H261V227H260ZM14 226V227H13ZM36 226H38V227H36ZM8 227H9V230H8ZM17 227H19V228H17ZM23 227V228H22ZM32 228V229H30V228ZM42 229L41 231H40V228ZM21 228V229H20ZM30 229L31 231H35V233L37 232V229L40 231V232H38L39 234H41V232H42V234H41V236L39 235V234H35L34 232H31V231H29V232H26L27 233V237L25 236V229ZM37 228V229H36ZM49 228H50V230H51V233H50V230H49ZM2 229V230H1ZM23 229H24V231H23ZM52 229L54 230L53 232H52ZM70 230V229H69ZM79 230V231H78ZM4 231V232H3ZM58 231L59 232H61V233H64V234H61L62 236H64V237H62L63 238V240L61 241L60 240V237L57 235V237L59 238V241H60V243L58 244L57 243V241H58V238L56 237V236H54V235H56V234H59L60 235V233H58ZM87 231H89V230H87ZM2 232V233H1ZM6 232V233H5ZM49 233V235H48V237H47V235L46 234H44V233ZM55 232H57V233H55ZM90 232H92V231H90ZM90 232H87V235L90 233ZM9 233V234H8ZM29 233H32V234H34V236H32L31 234L30 235H28ZM70 233H72V235L70 234ZM74 233H75V235H74ZM1 234H3L2 236H1ZM54 234V235H53ZM68 234V235H67ZM91 235H88L87 237H89V236H91L90 238H93L94 236H95V238H97L96 237V235L93 233H90ZM43 235H44V237H45V235H46V238L44 239L43 238ZM53 235V236H52ZM60 235V236H61ZM71 235V236H70ZM108 235V236H107ZM109 235L110 234H106V236L104 235L103 237H101V238H105L107 241H108V243H111L112 244V234H111V236L109 237ZM262 235H264V234H262ZM5 236H8V237H5ZM28 236H30L29 238H31V239H29L28 238ZM38 236H40V238L38 237ZM11 237V238H10ZM33 237H34V239H35V241H33ZM52 237V238H51ZM57 239H56V238ZM81 237V238H80ZM82 237H83V239H82ZM262 237H264V236H262ZM6 238H8V240H6ZM26 238V239H25ZM38 238V239H37ZM48 238V239H47ZM80 238V239H79ZM100 238V237H99ZM18 239V238H17ZM20 239H21V242H23L22 243V245H20L21 244V242H20ZM41 240V242L42 243H40V240ZM65 239V240H64ZM78 239V240H77ZM81 239H82V241H81ZM5 240V241H4ZM38 240V241H37ZM43 240V241H42ZM46 240V241H45ZM56 240V241H55ZM74 242H73V241ZM13 243H12V242ZM56 242V243H53V245L51 244V242ZM77 241H81V242H77ZM103 241V240H102ZM5 242V243H4ZM6 242H8V243H6ZM14 242L17 244H14ZM18 242H20V243H18ZM35 242V243H34ZM36 242H38V243H40L39 245H36L37 243ZM72 242V243H71ZM75 242H77V243H75ZM31 243V244H30ZM8 245V247H7V245ZM9 244H11V245H9ZM36 245V250L34 249L35 248V246L34 245ZM76 244V245H75ZM5 245V246H4ZM63 245V246H62ZM108 245H110V244H108ZM107 245V246H108ZM14 246V247H13ZM18 247V248H15V247ZM20 246H23V247H20ZM33 248H32V247ZM42 246V245H41ZM41 246H40V248H41ZM45 246H46V249H45ZM74 246V247H73ZM110 246H113V244L112 245H110ZM110 246H108L107 248L108 249H110ZM3 249H2V248ZM10 248L9 249V252H10V254H7V251H5L6 249L5 248ZM31 247V248H30ZM14 248V249H13ZM7 249V250H8ZM13 249V250H12ZM19 251H18V250ZM59 249V250H58ZM112 249V248H111ZM110 249V252H113V249L111 250ZM12 252H11V251ZM37 250V251H38ZM56 250V251H55ZM78 250V251H77ZM63 251V250H62ZM106 251H108V250H106ZM188 251V250H187ZM189 251L191 252L192 250L191 249H189ZM188 251V253L190 254V252ZM1 252V253H2ZM8 252V253H9ZM109 252V251H108ZM109 252V254H112L113 256H114V254L113 253H110ZM0 253V254H1ZM80 253V252H79ZM104 253V252H103ZM192 253V252H191ZM32 254V255H31ZM62 254H61V257H62ZM106 254V255H105ZM109 254H107L106 252L104 253V254H101L100 256H101V258H99L97 261H99L100 259H102V260H104V262H105V260H108V262H110V264H111V262H112V260H113V263L114 264H116V263H118V261H116V257H112V256H110V257H107L106 258V256L108 255L109 256ZM2 255V256H1ZM0 255V259H1V257H2V261L4 262V260H5V262H7V263H5V264H12L11 263V261L9 260V262L5 259V258H3L4 256H3V254H1ZM14 255V256H15ZM12 256V255H11ZM52 256V255H51ZM59 256V257H58ZM190 256V260L188 259V261L189 262H192V261H194V259H193V257H192V259H191V255H189ZM188 256V257H189ZM8 257V258H7ZM10 257V258H9ZM24 257V258H23ZM68 257V258H67ZM69 257H70V261H69ZM83 259V260H81V258ZM106 258V259H103V258ZM187 257V258H188ZM62 259V260H61ZM66 259H68L67 261H66ZM110 259V260H109ZM114 259H115V261H114ZM101 260V261H102ZM192 260V261H191ZM100 261V262H101ZM67 262V263H66ZM70 262V263H69ZM72 263V264H75V263ZM84 262V261H83ZM105 263V264H109V263ZM189 262H188V264H189ZM0 263H1V260H0ZM4 263H2V264H4ZM76 263V264H77ZM99 263V262H98ZM98 263H96V264H98ZM112 263V264H113ZM41 264V263H40ZM44 264V263H43ZM46 264V263H45ZM47 264H49V263H47ZM61 264H63V263H61ZM82 264H86V263H82ZM100 264V263H99ZM101 264H104V263H102L101 262ZM119 264V263H118ZM190 264H195L194 262L193 263H190Z\"/></svg>",
    "mask_w": 264,
    "mask_h": 264
}]
</instances>
